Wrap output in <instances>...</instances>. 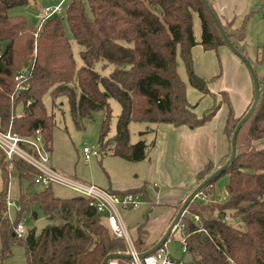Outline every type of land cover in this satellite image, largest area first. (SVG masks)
Returning a JSON list of instances; mask_svg holds the SVG:
<instances>
[{
  "label": "trees",
  "instance_id": "obj_1",
  "mask_svg": "<svg viewBox=\"0 0 264 264\" xmlns=\"http://www.w3.org/2000/svg\"><path fill=\"white\" fill-rule=\"evenodd\" d=\"M29 1L0 0L2 130L22 137H33L40 130L50 151L55 123L43 96L49 93L55 99L64 95L78 126H83L82 119L90 120L95 111L105 112L99 155L141 161L148 156L150 145L145 140L131 143L132 121L195 128L217 113L220 104L201 117L196 114L188 101L186 84L177 72L179 51L193 81L191 51L198 43L193 31L194 12L199 14L202 25L200 44L215 50L226 44L203 0H69L64 16L54 14L41 20L37 28L24 16L8 12ZM211 8L221 20L213 5ZM65 23L81 46L84 64L79 68ZM222 26L231 41H243V31L229 30L233 20L226 19ZM99 60L114 66L108 76L94 68ZM257 61L264 62V50ZM23 71L25 77L16 79ZM202 90L207 91L206 86ZM259 92L252 115L238 133L235 157L202 188L200 193L208 200L201 201L196 196L180 218L186 247L183 257L187 260L191 256L187 264H264V77L259 78ZM109 98L121 105L112 137H108L112 115ZM239 120L230 107L224 128L230 143ZM230 151L231 146L218 163L210 161L197 173L196 186L225 164ZM0 165V264L12 256L14 244L24 246L25 264H102L110 253H128L126 241L111 233L88 198L79 194L57 196L53 184L40 191L22 190L16 201V218L11 220L10 175L17 172L32 180L33 185L38 184L34 180L38 171L20 157L7 158L1 149ZM224 174L229 177L227 196L220 200L215 196L214 182ZM108 189L118 194L140 193L150 200L144 186ZM40 212L50 220L40 231L32 228L21 236L15 233L25 214L37 219ZM138 244L140 251L152 247ZM112 261L130 264L128 258Z\"/></svg>",
  "mask_w": 264,
  "mask_h": 264
},
{
  "label": "rangeland",
  "instance_id": "obj_2",
  "mask_svg": "<svg viewBox=\"0 0 264 264\" xmlns=\"http://www.w3.org/2000/svg\"><path fill=\"white\" fill-rule=\"evenodd\" d=\"M60 1L61 0H30L28 4L12 7L8 12L11 15L24 16L32 27L37 28L41 24L43 9L47 5H56ZM208 1L213 5L212 0ZM263 1L264 0H223V10L225 13L222 15L220 14L221 18L228 19V17H230L229 19L233 20L232 29L229 28V30H232L231 32L243 31V41H237L235 39L232 42L250 60L259 78L264 77V62L259 63L257 61L259 54L264 50ZM68 2L69 0L63 1V7L60 12L61 17L65 15ZM220 21L224 24L222 19ZM65 26L67 36L71 42L76 66L79 68L84 64L81 57V46L73 38L66 23ZM193 31L195 38L201 41L202 25L197 12L193 13ZM224 46L228 45L225 44ZM234 54L236 55L235 58L241 59L235 52ZM192 59L193 74L202 77L206 82L205 86L207 88V91H200L199 88L196 89L194 95L192 91L187 92L188 86L190 85L191 72L188 71L178 51L177 72L179 77L186 84L188 100L193 103H198L196 114L201 117L216 104H220L217 113L211 120L202 125L204 126L209 122L217 121V117L220 116L221 113L220 110L226 107V104H230L229 97L224 91L220 95L221 98H217L211 93L209 94L208 91L217 85L222 86V88H224V85L234 86L238 83L239 77L236 73V67L233 65L232 61L228 60L220 51V48L216 49V51L202 49L199 54L192 52ZM242 62L244 64L243 66L250 71L248 64L243 60ZM113 67L112 64L102 60L96 62L94 66L100 74L105 76L111 73ZM217 68L220 73L218 72V76H213L212 74ZM201 92L208 94L209 97H205V95L201 97ZM223 98L226 100L223 101ZM109 102L112 115L109 121L108 137H112L116 133L121 105L115 98H109ZM43 103L48 114L53 116L55 123L52 147L51 150L47 152L50 162L55 169L64 175L76 177L82 181L94 183L103 188H116L122 190L138 187L139 185L145 187L147 195L151 200L141 194V203L138 207L122 211L125 224L136 247L140 250L138 243L144 241V236L147 237L150 233H154L155 229H157L158 225L165 219L166 215L171 210V206L166 204L163 200L159 203H154L157 192L168 190L169 194H173L183 189L182 186L188 181V176L185 178L183 172L188 170V159L193 153L195 146L193 148L183 146V134L179 135L178 131L174 129L176 126L173 124L132 121L129 125L130 141L131 143H136L139 140H145L146 143L150 145L148 158L141 161H130L120 156L107 154L87 160L83 157L82 149L86 145L98 148L105 112L103 110L95 111L90 120L85 118L82 119L83 126L81 127L75 123L71 115L69 102L66 96L60 95L53 99L49 93H46L43 96ZM18 109L19 112L22 111L21 106H19ZM168 125L170 127H168ZM197 128L198 127H195L192 130H196ZM260 146L261 145H259V147ZM204 148H206V146ZM205 154L207 153L205 152ZM88 177L97 178L99 182L91 181ZM228 179V175L224 174L214 182L215 196L220 200L227 196L226 184L228 183ZM31 182L32 180L20 177L17 172H13L10 175L8 186V213L11 220L16 218V201L22 190L27 191L31 189L40 191L46 188L43 184L32 185ZM2 188L3 178L0 165V191ZM52 190L57 196L61 197L78 194L74 190L58 183L52 185ZM198 197L201 201L208 200V198L201 193ZM178 207L179 206L175 207L173 216L170 218L163 235L176 216L180 208ZM228 220L230 219L228 218ZM49 221L50 220L42 212L39 213L37 219L31 218L27 214L22 218V224H24L26 230L35 228L37 231H40ZM164 246L169 256L173 258L183 257V233L180 224L175 226ZM12 251V256L7 258L4 264H25L27 262L24 246L21 244H14L12 246Z\"/></svg>",
  "mask_w": 264,
  "mask_h": 264
},
{
  "label": "built area",
  "instance_id": "obj_3",
  "mask_svg": "<svg viewBox=\"0 0 264 264\" xmlns=\"http://www.w3.org/2000/svg\"><path fill=\"white\" fill-rule=\"evenodd\" d=\"M63 1L61 0L56 5H47L42 11V21L60 13ZM24 77L25 71L18 73L16 79ZM0 149L6 154L7 158L20 157L36 168L38 171L34 179L36 183L44 186L58 183L88 198L90 205L101 214L111 233L126 241L128 254L131 255L130 264H187L184 257L173 258L169 256L165 246L160 247L153 253L142 255L144 251H140L136 247L122 215L123 210L133 209L140 205L141 194L132 192L118 194L97 184L84 182L76 177L62 174L52 166L40 130H37L33 137H22L10 130L4 131L0 128ZM82 154L85 159L99 156L98 149L88 145L83 147ZM195 220H198V216H195ZM26 231L22 223L15 228V233L18 236L25 234ZM183 246L185 252L186 247L184 244ZM115 263L116 261L110 262V264Z\"/></svg>",
  "mask_w": 264,
  "mask_h": 264
},
{
  "label": "crops",
  "instance_id": "obj_4",
  "mask_svg": "<svg viewBox=\"0 0 264 264\" xmlns=\"http://www.w3.org/2000/svg\"><path fill=\"white\" fill-rule=\"evenodd\" d=\"M213 7L218 12V14L222 15L224 12L223 10V0H212ZM230 17H228L229 19ZM223 22L227 18H221ZM197 40V39H196ZM197 44L192 47V52L199 54L200 51L206 50L201 44L200 40H197ZM220 51L227 57L228 60H231L233 65L236 67V73L239 77V81L234 86H214L208 92L209 94H213L217 98H221V94L227 93L229 97L230 104H226V107L220 110V116L217 117V121L209 122L204 126L198 127L196 130H192L193 128L188 125H180L176 126L174 129L178 131L179 135L183 134V146L191 147L194 146V151L188 159V170L183 172L184 177L187 176V183L184 184L183 189L179 190L177 193L169 194L167 191H158L156 194V200L154 203H159L163 200L166 204L171 206L170 212L166 215L165 219L158 225L157 229H155L154 233H150L149 236H144V241H140L141 246L143 248L151 247L155 243L158 242L160 237H162L163 232L168 225L170 218L173 216L175 211V204L179 202H183L187 196L191 193V191L196 186V176L199 171H201L204 166L213 161L214 163H218L229 151L230 149V140L226 133L224 132L225 124L229 115L230 107H232L234 111V115L236 118H241L249 105L252 103L254 98V82L252 78L251 72L243 66L242 59L235 58V54L231 48L228 46L221 45ZM212 51H216L215 49H209ZM231 53H230V52ZM220 71L217 70L213 72V76H218ZM211 75V76H212ZM190 85L188 86L187 92L192 91L194 95L196 92L195 90L198 89L196 85H194L193 81H189ZM222 88V89H221ZM227 89V90H226ZM201 91V89H200ZM226 91V92H225ZM201 97H209L208 94L201 92ZM192 106H194V111L196 112V107L198 103H193L192 101L188 100ZM168 124V123H163ZM170 125V124H169ZM168 125V127H170ZM194 131V132H192ZM206 146V148H204ZM184 148V147H183ZM205 152L207 154H205ZM149 155V153H148ZM96 158V157H92ZM148 158V156L146 157ZM91 159V158H90ZM89 160V159H87ZM91 181L99 182L97 178L88 177ZM86 182V181H84ZM142 185H139L140 187ZM112 190H120V189H113ZM129 189V188H128ZM125 190V189H122ZM151 200V199H150ZM181 227V226H180ZM142 230V229H141ZM140 230V231H141ZM182 230V227H181ZM138 234V233H137ZM115 264H120L116 261Z\"/></svg>",
  "mask_w": 264,
  "mask_h": 264
},
{
  "label": "water",
  "instance_id": "obj_5",
  "mask_svg": "<svg viewBox=\"0 0 264 264\" xmlns=\"http://www.w3.org/2000/svg\"><path fill=\"white\" fill-rule=\"evenodd\" d=\"M203 2L205 3V5L207 6L208 10L210 11V13L212 14V16L214 17L217 25L219 26V29L224 37V40L226 42V44L237 54L241 57V59L246 62L250 68V72L252 74V78H253V82H254V98L252 101V104L250 106V108L247 110V112L240 118L238 124L236 125L234 132L232 134V138H231V151H230V155L229 158L227 159V161L225 162L224 165L220 166L218 168V170H216L213 174H211L210 176H208L206 179H204L200 184H198L192 191L191 193L187 196V198L183 201V204L181 205V207L179 208L176 216L174 217L173 221L171 222L170 226L168 227L167 231L164 233V235L159 239V241L153 245L150 249L144 251L142 253V255H147L150 253H153L154 251H156L157 249H159L160 247H162L166 241L168 240V238L170 237L173 229L175 228V226H177L179 224L180 218L181 216L185 213L187 206L189 205V203L200 194L202 188L208 184V182L210 180H212V178L217 175V173H219V171H221L222 169H224L226 166H228V164L233 160V158L235 157L236 154V146H237V136L238 133L241 129V127L243 126V124L249 119V117L252 115L258 100H259V76L256 73L255 68L253 67L252 63L250 62V60L247 58V56L245 54H243L234 44L233 42L230 40V38L228 37V35L226 34L221 21L219 20V18L215 15L213 9L211 8V5L209 3L208 0H203ZM192 79H193V83L194 85H196L199 89H203L206 85L205 80L196 75L193 74L192 75ZM45 150H47V146H45ZM246 217L243 216L242 219H244ZM191 256L187 257V260H190ZM118 258H131V255L128 253L122 254V253H110L108 254L102 264H110V262L114 259H118Z\"/></svg>",
  "mask_w": 264,
  "mask_h": 264
}]
</instances>
